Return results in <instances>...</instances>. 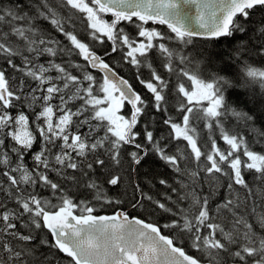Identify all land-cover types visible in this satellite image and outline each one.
I'll list each match as a JSON object with an SVG mask.
<instances>
[{
    "label": "snow or ice",
    "instance_id": "1",
    "mask_svg": "<svg viewBox=\"0 0 264 264\" xmlns=\"http://www.w3.org/2000/svg\"><path fill=\"white\" fill-rule=\"evenodd\" d=\"M237 33L247 39L219 58L195 44ZM254 55L264 57V0H0V264H62L54 252L69 264H264V200L245 178L264 183V152L253 148L264 145V69ZM125 64L149 98L119 74ZM235 90L254 107H234ZM150 109L165 135L141 123L155 120ZM150 154L173 179L159 180L156 199L134 185L132 207L148 201L170 222L120 207L96 214L123 203L104 185L123 184L124 156L135 172ZM185 239L196 254L179 246Z\"/></svg>",
    "mask_w": 264,
    "mask_h": 264
},
{
    "label": "trees",
    "instance_id": "2",
    "mask_svg": "<svg viewBox=\"0 0 264 264\" xmlns=\"http://www.w3.org/2000/svg\"><path fill=\"white\" fill-rule=\"evenodd\" d=\"M17 0H3V3H15ZM20 2H23V0H20ZM54 5H59V0H53ZM58 11H61V14H63L64 11L61 8L58 7ZM262 14H257L252 19L254 21L259 20L261 18ZM105 19L111 20L112 18L110 16H106ZM125 27L126 31L130 33H134L135 29L132 25H122ZM255 25H253L254 27ZM45 27L50 28V25H47L45 23ZM150 27H159L162 31H167L166 28L163 26H157V25H150ZM77 31H79L81 34L86 35L85 29L81 25H77ZM55 35V33L53 32ZM247 36L241 35L239 33L235 34L231 38H222L219 41H206L198 39L195 41V44L199 48V50L203 51L204 48H207L213 52V54L219 58L222 55L226 56V53L236 45V42L241 40H246ZM110 45L106 42L104 45H96V50L103 53L104 50L109 49ZM113 64H117L120 62V56L118 54H114L113 57L109 58ZM249 63L253 67H259L261 69H264V57L261 56H252V58L249 60ZM242 69V66H231L226 71L235 76L240 70ZM119 74L123 76L125 79L129 81L134 87V89L139 92L142 96L149 98L150 94L147 92V90L139 84V82L135 79V70L132 69L129 65H123L122 67L117 68ZM11 71V70H10ZM97 76V79H100L99 73H94ZM148 70H144V76H147ZM13 75H18L13 73ZM257 92L259 91L258 85L256 86ZM232 91V90H230ZM240 90H235V93L231 95V103L234 107L238 106L241 108H245V110H248L249 108H253L254 105L247 104L248 96L246 94L240 95L238 94ZM170 105H175V100L172 99L169 101ZM152 115L155 116V120L149 121L147 117H142L141 123H150L151 128L155 130V133L158 135H165L167 133V128L162 124V115L155 113L152 111ZM170 114L176 117L178 114L175 113V111L170 109ZM121 115L125 117H129L131 115V108L125 103L124 107L121 110ZM197 114H194V121ZM231 126L236 127V124L234 121H231ZM196 126L198 130L201 131L202 136L205 134L203 131V124L200 121H196ZM256 126L260 128L262 131H264V119L259 118L256 121ZM137 131H140L142 133V128L140 125L137 126ZM246 136L251 140L252 134L246 132ZM142 138V136H141ZM222 143V142H221ZM223 146V145H222ZM254 150L264 152V145L261 144H254L253 145ZM134 149L131 147H127L125 151H133ZM125 165L124 170L122 173L123 176V184L117 188H112L107 185H104L105 189L107 190L108 194L114 198L121 199L123 203L119 206H110L105 205L103 208L98 207V211L96 214H111L114 207H120L125 209L130 217H139L141 219H145L146 221L157 223L161 226L164 224L170 222V217L168 214L163 213L159 210L154 209L148 201H144V207L143 208H133L132 203L134 202V199L139 195L135 191L134 185L139 184L140 188L143 190L144 193L152 195L154 199L160 198L163 193L166 191V189L159 184L160 179H167L169 182L172 181L174 174L171 172V170L162 162L160 161L155 155L150 154L148 158H146V162H142L141 166L136 167V171L133 172L130 167V161L128 160V157L125 155ZM246 180L249 182L250 186L254 189V191L257 192L258 199L264 200V183L261 181H258L255 179V174L251 172H247L245 174ZM106 179L105 176L100 177L101 183L103 180ZM70 191L73 193V196L75 199H91V195L87 193L83 188L77 190L76 188H71ZM221 192H223V189H221ZM245 193L243 191H240V197L243 199ZM56 202L55 200L53 201ZM214 206V204H213ZM162 233L166 235H175V233L167 228L161 227ZM45 237L47 239H51V236L45 233ZM179 246H182L185 248V251H187L189 254H196L194 250L190 247V242H188L186 239L183 243H181ZM44 251H48L47 249H44ZM53 255L57 257L58 260L62 262V264H69V259L63 254H60L58 252H54Z\"/></svg>",
    "mask_w": 264,
    "mask_h": 264
},
{
    "label": "water",
    "instance_id": "3",
    "mask_svg": "<svg viewBox=\"0 0 264 264\" xmlns=\"http://www.w3.org/2000/svg\"><path fill=\"white\" fill-rule=\"evenodd\" d=\"M100 74V73H99ZM101 75V74H100ZM127 104V103H126ZM128 105V104H127ZM130 108H131V106L130 105H128ZM100 215H111V214H100Z\"/></svg>",
    "mask_w": 264,
    "mask_h": 264
},
{
    "label": "rangeland",
    "instance_id": "4",
    "mask_svg": "<svg viewBox=\"0 0 264 264\" xmlns=\"http://www.w3.org/2000/svg\"><path fill=\"white\" fill-rule=\"evenodd\" d=\"M122 110V109H121ZM121 110H120V112H119V114L121 115Z\"/></svg>",
    "mask_w": 264,
    "mask_h": 264
}]
</instances>
